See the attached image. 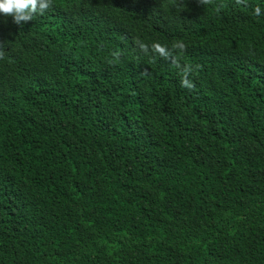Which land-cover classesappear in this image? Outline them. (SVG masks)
I'll list each match as a JSON object with an SVG mask.
<instances>
[{
	"label": "trees",
	"instance_id": "obj_1",
	"mask_svg": "<svg viewBox=\"0 0 264 264\" xmlns=\"http://www.w3.org/2000/svg\"><path fill=\"white\" fill-rule=\"evenodd\" d=\"M0 51V264H264V0H52Z\"/></svg>",
	"mask_w": 264,
	"mask_h": 264
},
{
	"label": "clouds",
	"instance_id": "obj_2",
	"mask_svg": "<svg viewBox=\"0 0 264 264\" xmlns=\"http://www.w3.org/2000/svg\"><path fill=\"white\" fill-rule=\"evenodd\" d=\"M198 5L211 4L212 0H196ZM236 2L242 3V0H236ZM52 7V0H0V15L4 17H11L12 22L15 25L22 26L24 23L30 22L34 19L36 15H43L45 11L50 10ZM219 11V9H217ZM259 9L255 10L256 14L259 15ZM139 47L145 53L148 52V46L145 44H140ZM152 51L158 54L164 59H171L172 52L165 46L154 43L152 46ZM174 49L184 50L185 45L183 43H176L173 45ZM117 59L119 54H115ZM4 58L3 51H0V59ZM173 63L175 60L173 59ZM178 68L179 64L176 65ZM192 66H185L182 69V79L181 85L188 89H193L195 86L189 79L190 73H192Z\"/></svg>",
	"mask_w": 264,
	"mask_h": 264
}]
</instances>
